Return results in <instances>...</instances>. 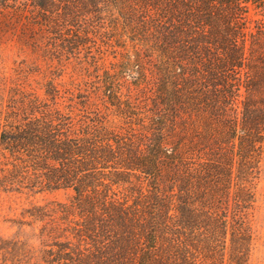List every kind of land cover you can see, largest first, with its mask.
Listing matches in <instances>:
<instances>
[{
  "label": "trees",
  "instance_id": "16d2710c",
  "mask_svg": "<svg viewBox=\"0 0 264 264\" xmlns=\"http://www.w3.org/2000/svg\"><path fill=\"white\" fill-rule=\"evenodd\" d=\"M250 2L264 5L0 0V12L30 6L58 26L101 6L140 18L128 26L143 38L150 66L140 110L113 83L106 116L78 119L54 108L10 116L0 128V153L11 160L0 185L73 191L61 210L81 218L84 247L71 259L248 264L264 158V41L249 37Z\"/></svg>",
  "mask_w": 264,
  "mask_h": 264
},
{
  "label": "rangeland",
  "instance_id": "374dc122",
  "mask_svg": "<svg viewBox=\"0 0 264 264\" xmlns=\"http://www.w3.org/2000/svg\"><path fill=\"white\" fill-rule=\"evenodd\" d=\"M100 8L62 26L30 6L1 9L0 128L10 116L54 108L78 119L106 116L113 83L141 109L151 94L146 83L151 74L143 38L128 28L139 21L138 13L127 7ZM246 24L249 37L253 32L257 41H264L257 32L264 27V5L248 4ZM9 161L0 153V182L4 175L10 177L1 170ZM261 167L250 216L248 264H264V158ZM72 193L0 185V264H79L71 257L84 247L78 235L81 218L73 208L70 213L61 210L71 204Z\"/></svg>",
  "mask_w": 264,
  "mask_h": 264
}]
</instances>
